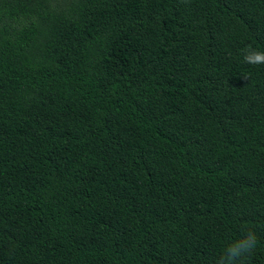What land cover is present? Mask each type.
I'll return each mask as SVG.
<instances>
[{
	"label": "trees",
	"instance_id": "obj_1",
	"mask_svg": "<svg viewBox=\"0 0 264 264\" xmlns=\"http://www.w3.org/2000/svg\"><path fill=\"white\" fill-rule=\"evenodd\" d=\"M0 264H264V0H0Z\"/></svg>",
	"mask_w": 264,
	"mask_h": 264
}]
</instances>
